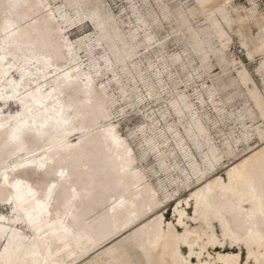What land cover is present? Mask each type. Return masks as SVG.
<instances>
[{"label":"bare ground","instance_id":"obj_1","mask_svg":"<svg viewBox=\"0 0 264 264\" xmlns=\"http://www.w3.org/2000/svg\"><path fill=\"white\" fill-rule=\"evenodd\" d=\"M152 1L142 4L143 17L134 8L137 23L129 42L113 25L105 30L113 32L109 48L120 51L111 75L113 91L137 107L170 96L171 71L161 54L166 36L157 38L156 30L165 20L170 34L182 39L187 25L184 12L180 19L166 17L165 1ZM240 1L190 0L188 16L203 23L210 52L228 63L264 125V24L258 44L249 48L252 72L235 56L226 58L235 40L247 44L245 28L256 19L254 1L248 0L250 8ZM195 35L189 34L193 43ZM138 39L152 58L141 57ZM193 59L182 63L191 68L190 78L180 80L173 94L193 88L191 101L204 110L210 127L233 122L215 92L205 97V86L196 85L203 79L191 67ZM83 65L48 0H0V204L9 207V216L0 213V264H239L241 253L252 255L247 264H264V136L261 147L222 163V178L213 174L218 169L212 152L206 155L207 172L200 168L168 108L149 114L147 130L138 129L141 155L156 157L167 186L177 185L175 176L188 188L199 186L190 189L192 215L176 207V225L165 228L157 210L171 203L169 192L157 194L138 168L134 150L110 122L115 96L107 90L112 84L99 85ZM180 93L170 103L176 115L191 108L187 94ZM10 104L17 110L3 111ZM192 113L185 132L201 143L204 135L195 124L202 120ZM222 137L226 156H232L229 137ZM232 140L237 144L243 136Z\"/></svg>","mask_w":264,"mask_h":264},{"label":"rangeland","instance_id":"obj_2","mask_svg":"<svg viewBox=\"0 0 264 264\" xmlns=\"http://www.w3.org/2000/svg\"><path fill=\"white\" fill-rule=\"evenodd\" d=\"M48 1L50 2L52 11L54 12L56 19L63 29V33L66 34V39L72 43L76 52L81 57L82 63L84 64L83 67L86 69L89 75L92 76L95 82L99 85L101 83L107 85L109 82L110 84H112L111 88H108L107 90L109 94L115 96L114 103L110 106L109 110L114 114H112L114 117L112 116V120L110 122L115 123V130L118 136L123 137L134 150L135 154L138 157V168L145 175H147L149 183L153 188H155L157 194L160 197H162L165 191L169 192V196H171V203L168 205L166 202H164V205H162L157 210L164 217L163 221L165 220V228L168 224L173 223V225H176L177 219L174 216L176 207H178L179 210H184L185 214L188 217L192 215L194 202H192L189 198L190 189L192 191H195L197 188H199V186L191 185V187L188 188L187 184L185 182L181 183L176 178V176L174 178V181L178 186L174 185L173 188L167 186V176L164 175V173L159 169V164L156 157L149 155L150 152H147L146 156L141 155L143 139L138 129H141V127L143 126L144 130H147V126L144 123H146V119L149 114L154 113L158 116L159 112L164 111L168 108L171 111V114L178 124L179 128L181 129L182 133L184 134L186 142L190 147L192 153L200 163V168L204 172H207V164L205 163L209 159V156L206 155L212 152L216 156L214 166L218 169V171H215L213 174H219L220 176H222V178H225V169L221 166L222 163H227L226 161L236 162V160L247 155V153L250 151L248 150V148L255 149L262 146L260 137L264 136V125L262 121L256 116L249 103H247L242 90L237 85L235 79L232 76V72L229 68L228 63L225 62L221 57L210 52L212 50L210 45L212 44L205 42L203 39V36H205L206 34L204 32L205 29L203 27V23L200 21V19H198V17L191 16L190 13V16H188V12L190 9L189 5L191 3L190 0H164L169 10L166 17L171 18L172 15H175L180 19V15H182L180 14V12H184L187 19V25L185 24L186 26L183 31L186 34L184 33L182 39H180V37L178 36L176 37L170 34V25L165 20H163L160 30H156L157 34L159 35L157 38L166 36V42L164 44L165 49L161 51V54L164 57V60H167L166 62L171 71V77L168 78L167 82L168 86L166 85L167 90L170 91V96L166 94L164 98H161L159 104L158 102L151 105L142 104L140 105L141 107H137L135 105L132 106L129 103L125 104L123 100H120L118 98L119 95H117V91H113L115 90V85L112 82L113 78L111 75L112 73H114V71L117 70H115V63L117 61L116 59L118 55L120 54V51L111 50L109 48V45L112 43L114 37L113 32H110V35H106V31H108V28L113 25V27L117 28L119 32L123 34L125 40L129 42L132 28L137 23L135 19V11H133L134 8L138 10L137 16L143 17L142 4H152L153 1ZM253 1L256 4V19L245 28V31L248 34V42L246 44L247 49L244 43L242 45L235 40L236 44L233 47H230V49L226 53L227 59H232L235 56L241 63L245 65L249 72H252L254 67V63H252L248 58L249 48L253 45L258 44L259 41L257 38L260 37L258 35L260 26L264 24V0ZM240 4L242 6L247 5V8H250V6H248V0H242L240 1ZM185 17H181V19H185ZM183 21L184 20H182V22ZM191 32H194L196 34L195 37L197 39V42H191V39L189 38V34ZM167 33L169 34V36ZM138 40V50H141V57L144 58L145 56H148L152 58V53L146 54V51L142 50L144 45L141 43L140 39ZM190 44L194 46L195 50H193ZM236 47L242 49V55L237 53V51L240 49H236ZM158 50L160 49L158 48ZM233 52L237 56L234 55ZM200 57L202 58V61L200 60ZM204 57L207 59L206 61L204 60ZM193 58L195 59V62L191 67H196L195 73L198 72L202 76L201 79H203L196 85L200 89H202L200 86H205L202 89V93L205 97L208 96L210 90L214 91L216 95L215 98H219L221 100V102L226 107L225 111H227L231 115L232 119H234L233 122L226 121L225 123H217V126L210 127L206 123V121L203 120L202 113L204 110L199 109V106L196 105L195 101H191V93L193 91V88L190 89L189 93H185L184 91H181V89H179V91L181 92L179 96L187 94V100L191 101V108L185 109L184 113L180 115H176L174 113L172 107L170 106V103L171 101H174V99L176 100V98L172 97H177L179 91L178 93L174 91V95L172 90H175L177 84L178 86H180V80H183L184 82H186L187 79L189 80L190 74H188V71L191 68L184 69L181 65L183 62L186 63V60H192ZM145 62L146 61L144 60L143 63ZM185 66H188V64H184V67ZM162 99L164 100V102L162 101ZM16 110L17 107L13 104H10L8 108H3V111L5 112H15ZM249 111L253 112V116L249 117ZM192 112L196 113V115L202 120V123L197 122L195 124L197 127V131L200 130L199 132L205 136L202 137L203 141L201 143L193 142L191 140L190 134H187L185 132V129L188 127V123L192 120ZM210 115L213 117L212 112L210 113ZM213 119L216 120L215 118ZM220 119L221 117L217 118V120ZM223 135L229 137L228 143H230V148L234 149L232 156L227 157L225 154L228 146L224 148L222 145ZM233 136L237 138L243 136V140L236 144L232 140ZM178 158L179 155L177 156V159ZM186 203H188L189 205H186ZM8 208V206L0 204V213L9 216ZM216 230L217 228L214 227L215 233ZM216 238L217 240H222V237L218 231L216 233ZM181 253L183 257H186L188 255V252L186 250H181ZM240 255L241 256L239 259V264H247V261L252 256L248 255L247 253H241ZM214 257H216V255L215 253H212L211 258ZM195 263L196 261H193V264Z\"/></svg>","mask_w":264,"mask_h":264},{"label":"built area","instance_id":"obj_3","mask_svg":"<svg viewBox=\"0 0 264 264\" xmlns=\"http://www.w3.org/2000/svg\"><path fill=\"white\" fill-rule=\"evenodd\" d=\"M237 52L239 53V50Z\"/></svg>","mask_w":264,"mask_h":264},{"label":"crops","instance_id":"obj_4","mask_svg":"<svg viewBox=\"0 0 264 264\" xmlns=\"http://www.w3.org/2000/svg\"><path fill=\"white\" fill-rule=\"evenodd\" d=\"M247 38H248V34H247Z\"/></svg>","mask_w":264,"mask_h":264}]
</instances>
